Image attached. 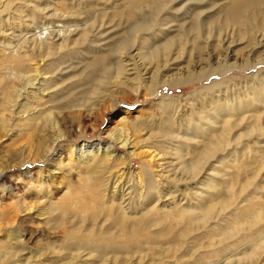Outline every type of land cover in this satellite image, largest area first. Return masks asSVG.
I'll return each mask as SVG.
<instances>
[{
  "label": "bare ground",
  "instance_id": "bare-ground-1",
  "mask_svg": "<svg viewBox=\"0 0 264 264\" xmlns=\"http://www.w3.org/2000/svg\"><path fill=\"white\" fill-rule=\"evenodd\" d=\"M47 1L56 11L69 13L49 14L42 0H0V141L18 142L12 153L3 150L7 163L0 164V181L15 165L43 162L54 151L64 139L61 116L74 121L82 112L91 115L130 82L149 83L154 95L166 83H199L229 70L221 67L227 53L219 51L228 36L209 31L200 49L206 50L207 39L215 38L211 49L217 67L200 66L209 64L206 53L208 60L200 54L174 78L162 74L174 59L170 50L165 56L163 51L172 44L153 47L166 25L156 17L176 0H73L85 8L76 12L62 0ZM136 2L140 5L134 6ZM145 8L154 16L143 18ZM222 9L224 26L241 24L244 18L264 20V0H228ZM116 16L124 24L113 22ZM200 16L206 17L202 12L193 17L196 40L201 38L196 27ZM263 22L251 31L248 46L262 45ZM118 31L124 35L115 39ZM176 51L174 55L183 53ZM260 62H246L242 68L254 70L264 65ZM210 84L193 95L218 85L216 80ZM257 85L246 91L243 103L220 95L203 102L198 120L189 115L184 122L177 119L182 122L179 132L166 131L158 141L142 139L144 128L136 117H121L108 137L119 149H130L131 159L142 160L134 171L113 144L83 143L67 148L66 163L58 160V166H74L80 173L76 185L64 183L58 199L41 170L33 188L30 172L24 173L27 194L35 191L28 202L15 201L11 187L1 183L0 264H259L264 254V83ZM173 122L168 120L167 126ZM144 141L140 149L135 147ZM155 156L166 166L152 167L146 158ZM169 164L174 165L172 174L165 170ZM178 183H184V190L176 189ZM14 201L16 207L2 211ZM23 214L59 237L36 248L27 246L25 228L18 222Z\"/></svg>",
  "mask_w": 264,
  "mask_h": 264
},
{
  "label": "rangeland",
  "instance_id": "rangeland-1",
  "mask_svg": "<svg viewBox=\"0 0 264 264\" xmlns=\"http://www.w3.org/2000/svg\"><path fill=\"white\" fill-rule=\"evenodd\" d=\"M160 1H164V0H157L155 3H158ZM227 1L228 0L226 1L225 0L222 1L221 0L218 1L217 0H176L175 2L168 3L166 9L164 8L163 10L159 11L156 17L159 22L158 24H166V25L165 27H162L161 30L163 32H161V34L157 36L156 38L157 42L153 44V47L155 48L158 46V49L161 48L164 44L167 45L168 43L172 44L168 49L163 51H165L164 53L165 56V54L169 53L170 50L171 52L170 58L174 60L167 61L166 68H168L169 71L168 72L166 71L162 74L174 78L177 74L182 72L183 69L188 68V65L192 64L191 63L192 61L193 62L198 61L200 54H201V58L203 57L205 58L204 60L210 59L208 61L209 64L204 63V65L202 64L200 66H202L203 68H206V66L209 67V65L211 66V68L217 67L213 63L215 62V60H213V57L215 56V53H213L214 48L211 49L213 45L216 43L215 38L212 39L211 37L209 41L207 39L206 50L203 49V46L200 49L201 45L199 43L201 41V43H203L204 45V39L208 37L207 34L209 35L210 32L211 33L220 32L222 36L223 34L224 36H228V38H224V37L222 38L223 46L221 42L222 48H220L219 50L220 52H222V54L224 52L227 53L226 56L227 60L225 59V61H223L224 63L221 66L222 68H229L227 74L223 75L222 73L221 74L215 73L213 78L210 80L205 81L204 79L199 83L194 82L186 85L179 83V84H175V86H170L168 83H166L162 86H158L154 95H151V92L149 90L151 85L149 83L144 82L141 85L135 81L130 82L131 83L130 87L126 89L124 88L122 92L115 94L112 97L104 100L98 106V108H96V110L92 112L91 115L90 114L86 115L85 114L86 112L85 113L82 112L81 113L82 115L79 117V119L74 121L69 119L67 115L61 116L62 119H58V120H62L60 122L59 129L61 130L60 132L63 134L64 139L55 146L54 151L43 162L35 160L33 164H28V165L19 164L18 166L15 165V168L12 171L7 172L5 176L1 179L0 184L4 183L7 186L11 187V190L15 195V199H14L15 201L18 198L22 201L26 199L25 202H28L30 200L35 199V191L31 190V192L30 193L28 192L27 194L26 189L24 187V183L27 182L28 180L25 179L26 177H24V173L30 172L31 174L30 181L33 188L34 186H36L35 180L37 178L36 177L37 171L41 170L44 177L49 176L48 177L50 179L49 190L51 191L50 193H53V196L56 199H58L62 196L63 192L65 191L64 183L69 181L70 183L69 187H71V185L72 186L76 185L77 184L76 182H78L77 180L78 175L80 174L77 169L74 170L75 169L74 166L70 169L68 167L65 168L62 166H58V163H60L59 161L66 163L65 160L67 158V155L69 154L67 148L78 146L83 143L86 144H94V143L96 144L99 142L111 143L115 147L116 153L120 154L121 156L124 155L129 161L132 162V166L129 168L130 171H134L139 167V165L142 163L141 159H131L128 154L130 149L129 150L119 149L115 145V143L108 137V133L109 132L111 133L113 129L120 124L119 120L121 119V117L125 116L129 121L136 117V119L141 124V128H144L143 129L144 131L140 133L141 136L144 135L142 139H148L147 137H149L150 141L148 142H152L153 140L155 141L160 140V137L166 131H168L169 133L177 134V132H179L177 131L178 124L182 123L180 122L182 120L183 122L186 121L188 119L187 115H189V118L190 116L192 117L190 119L198 120L200 118L198 113L202 112L200 110V105L204 104L203 102H209L210 99L218 98L219 95L223 96V98L225 97L229 99L234 98V100L236 99L239 100V102L243 103L246 100V97H244L245 93L248 94L251 88L258 86L257 85L258 83L259 84L264 83V77H263L264 65H260L256 67L254 70H247V68H242V66H244V63L246 64V62H248L249 65H255L256 62L259 63V61H261L260 63H264L263 62L264 39L262 41V45L261 44L259 46L256 45L255 48H253L254 45L248 46L250 36L252 35L251 31L255 29L254 27L256 25L257 28H260L259 25L264 20L262 18L261 19L256 18L255 20L254 19L245 20L246 18H244L242 19L241 24H227L226 26L225 23L224 26V20L223 18H221L223 16L222 6L224 5V3L226 4ZM62 2L68 5L71 4L72 12H76V9L77 11L78 10L82 11L85 9L84 5L78 4L73 0H62ZM48 3H49L48 1L46 2V0L45 1L42 0V7H44L46 9V12L47 13L49 12V14L56 13L57 15H59L58 13L62 14L63 12L64 16H66L69 13L68 12L69 10L56 11L53 4L51 3L48 4ZM118 5L119 3H117L116 6ZM138 5H140V2H136L134 6H138ZM150 7H155V4L154 3L150 4ZM199 12H202V15H206V17L203 18L202 16H200V20H199L200 24L196 27H198L197 29H199L198 31L201 34V38L200 39L198 38L199 40H196L197 39L196 30H195V26L193 25L195 23V20L193 19V17ZM150 16H154L152 14V11L150 9L145 8L143 18L144 17L148 18ZM120 19L121 18L119 16H116L115 18H113V22L116 23L119 22L124 24L125 20L124 19L120 20ZM57 24L60 23H56L55 25ZM48 26L52 27V25H48ZM193 29L195 30V33ZM230 31L234 32L233 35L231 36L232 39L229 37L230 35L227 34V32ZM122 35H124V33L118 31L117 35L114 37H116L115 39H117ZM1 41H3L2 37L0 38V42ZM229 42H232L234 44L231 43L230 45ZM228 43L230 47H228ZM164 47L162 48L164 49ZM223 48H226L228 52ZM175 50H177L176 52H181V53L183 52L182 54L179 55L180 58L178 59L176 58L179 56L174 55L176 54ZM199 51H201V53ZM206 53L207 56L210 58L207 57L208 58L207 59L205 57ZM189 60L191 62H189ZM71 62L74 61L71 60ZM200 66L197 67V70L198 69L200 70V68H202ZM255 72H263V73L258 77V76H253V73ZM85 73H87V71ZM75 75L79 77L80 73L77 72ZM81 75H84V78H87V76H85L84 73ZM260 76H262L261 77L262 79L260 78ZM130 77L133 78L132 75L129 76V78ZM215 80H216V85L218 84L216 87H212L211 89L210 88L204 89V91H199L198 93L193 95L195 90H199V88L201 87L210 86L211 85L210 83H212ZM204 107L205 106H203V108ZM171 110L173 111V113L171 112ZM167 111L168 112L170 111L171 113L170 112L168 113ZM166 117H167V122L169 120V124H172V119H173L174 121L173 127L167 126L168 123L167 122L165 123ZM177 119H179L180 121H178ZM19 139L20 138H18V141ZM24 141L25 140L23 139L19 141V143ZM17 143L18 142H16L15 138L3 139L0 141V164L5 165L7 163L4 162L6 157L3 150H10V153H12L16 149ZM142 144L145 145L146 141L141 142L140 144H135V147L140 149V147L143 146ZM41 150L42 149H39L40 151L39 153H41ZM151 151L152 150H150V152ZM166 158L168 157L166 156ZM146 160L149 161L152 167L157 165L160 166L163 165V167L166 166L164 165L160 157L155 156L154 160H150V158H146ZM17 162L18 161H14V163H11L9 165L17 164ZM116 163H119L118 168H123L124 164L122 162H116ZM125 166L124 169L127 170L128 168H126ZM173 166H174L173 164H169L170 168L165 170H169V174H170L171 168ZM54 167L60 170L55 171V174L53 173V175H50L48 171L49 170L53 171ZM155 171L157 172L159 171V169H155ZM183 185L184 183H178L177 185L178 187L176 189L184 190L185 185L184 186ZM15 201L11 206L5 205L2 211L7 212L8 211L7 209H9V207H16ZM53 201L55 200L53 199ZM18 222L22 225V229L25 228L24 229V231L26 232V233L24 232L25 241L27 242L28 240L27 246L31 248H36V246H40V244H45L48 240H50V237L52 238V240L59 237V235L54 236L55 234L51 236V234L47 233L49 231H47L45 227H42L41 225L38 226V223L35 220L32 221L29 219V217L27 216L24 217V214L18 215ZM0 230L2 233L4 227L1 226ZM42 234H45V236ZM259 264H264V254L261 257Z\"/></svg>",
  "mask_w": 264,
  "mask_h": 264
}]
</instances>
